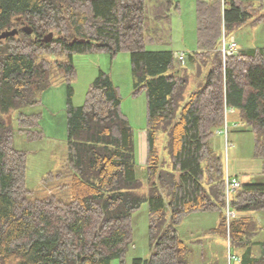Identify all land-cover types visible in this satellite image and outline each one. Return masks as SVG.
Listing matches in <instances>:
<instances>
[{
  "label": "trees",
  "instance_id": "16d2710c",
  "mask_svg": "<svg viewBox=\"0 0 264 264\" xmlns=\"http://www.w3.org/2000/svg\"><path fill=\"white\" fill-rule=\"evenodd\" d=\"M154 2L155 21L169 24L175 1ZM195 6L197 49L185 60L196 63L193 74L188 65L176 66L172 50L145 48L146 0H0V32L19 30L0 39V264H110L116 258L124 264L131 215L144 201L151 254L133 264H188L189 247L177 226L195 212H218L215 230L229 236L230 248H244L240 264H264V242L252 240L257 227L249 214L264 211V182L241 181L227 228L224 164L210 145L233 108L226 122L237 114L254 134L253 156L264 175V47L238 48V55L226 57L220 49L223 35L234 36L247 21L264 22V0H196ZM50 31L52 39L44 42ZM73 38L85 41L70 44ZM96 50L128 51L134 94H146L145 194L135 172L132 128L110 76L99 71L84 103L73 104V53ZM47 54L64 57L55 63L67 80L69 202L31 198L26 151L14 147L8 122L12 117L28 140L41 138L40 115L22 109L39 105L51 83ZM159 133L166 160L156 147Z\"/></svg>",
  "mask_w": 264,
  "mask_h": 264
},
{
  "label": "rangeland",
  "instance_id": "374dc122",
  "mask_svg": "<svg viewBox=\"0 0 264 264\" xmlns=\"http://www.w3.org/2000/svg\"><path fill=\"white\" fill-rule=\"evenodd\" d=\"M174 1L178 8L171 10L170 23L161 24L155 21L151 13L154 0H146L147 10L150 13L145 32L147 50H172L173 53L188 54L197 49L196 0ZM253 8L249 11L256 14ZM233 34L238 48L264 47V22L247 21L236 28ZM43 57L53 61L50 72L51 83L41 93L39 105L22 109L25 113L40 115L39 130L42 136L36 140H28L24 134L18 132L17 125L11 117L10 123H13L14 128L13 142L16 149L26 151V185L32 191L31 198L52 197L69 202L71 196L68 184L71 171L67 165V80L63 71L55 63V60L60 61L64 57L54 54ZM72 60L75 74L70 78V82L73 87L72 101L75 106H81L84 103L86 92L99 71L107 73L117 87L121 99V110L126 115L133 132L135 172L137 178L143 182L139 192L145 194L148 149L147 101L144 91L134 94V78L129 52L125 50L115 54L105 50L74 52ZM175 61L178 67L188 65L191 73L195 74L196 63L191 65L188 61L180 62L176 58ZM164 138L162 133L157 135L156 147L166 160L168 157L164 152ZM253 144L254 134L247 129L246 124L242 123L237 114H230L226 125L224 124L223 128L216 131L210 139L212 149L222 158L225 172L230 175L238 174L247 182H264V175L259 174L262 161L253 156ZM233 166L240 168L238 173L232 170ZM238 176L236 177L240 180ZM252 214L262 227V231L255 240L264 241V211ZM217 218L218 212H195L185 216L178 224L177 232L190 249L188 264H202V261L210 259L217 264H237L233 258L235 249L230 251L226 242H218L209 233H201L205 225L214 222ZM131 222L133 238L127 247L124 264H133L134 259H146L151 254L147 201L133 211ZM227 238L229 240L228 235ZM254 254H259V247H255ZM110 264H120V261L116 258Z\"/></svg>",
  "mask_w": 264,
  "mask_h": 264
},
{
  "label": "built area",
  "instance_id": "2783aa9c",
  "mask_svg": "<svg viewBox=\"0 0 264 264\" xmlns=\"http://www.w3.org/2000/svg\"><path fill=\"white\" fill-rule=\"evenodd\" d=\"M223 57L226 56H235L238 55V45L234 36H230L226 39L225 35L222 37V45L220 47ZM174 58H176L180 62H185L187 54L183 52H174ZM233 108H227L225 111V125H226V114L228 112H233ZM241 184V180H239L235 175H230L225 172L224 176V198H225V217H226V224L227 228L229 227L230 221L232 218L236 216L235 210L231 207L230 201L236 190Z\"/></svg>",
  "mask_w": 264,
  "mask_h": 264
},
{
  "label": "crops",
  "instance_id": "0c3cea01",
  "mask_svg": "<svg viewBox=\"0 0 264 264\" xmlns=\"http://www.w3.org/2000/svg\"><path fill=\"white\" fill-rule=\"evenodd\" d=\"M168 34H169V29H168ZM191 80H192V82H190L191 85H189V86H191V87L188 88L189 90H192V88L195 85V79H194V77ZM238 169H240L238 166H233V168H232V170L235 173H238V171H239ZM239 178H240L241 181H244L243 180V177L242 178L239 177ZM249 214L250 215H253L252 213H249ZM254 220L256 222L257 234L252 238V240L254 242H257V243L258 242H264L263 240H255V237L258 236L260 234V232L262 231V227H261V224L259 223V221L257 219L254 218ZM219 221H220V217H219V214H218V218L215 219L214 222H211L210 224L205 225V227L203 229H201V233L202 232L209 233L218 242H221V243H225L226 242V244L228 245V249H230V251L232 249H235V254H233V258L235 259V261L237 262V264H240V258H241L242 254L244 252V248H240V247L239 248L238 247H232V248H230L228 238L226 236L222 235V234H219L215 230L217 228L218 224H219ZM184 242L186 243V241H184ZM187 246H188V244H187ZM256 246L259 247V245H257V244L252 245V251H251V253H252L253 256H256L257 257L260 254V250H259V254L258 255H255L254 254V250H255V247ZM189 253H190V249H189ZM189 253H188V255H189ZM212 263H213V260H211V259L210 260H206V261H202V264H212Z\"/></svg>",
  "mask_w": 264,
  "mask_h": 264
},
{
  "label": "water",
  "instance_id": "95a60500",
  "mask_svg": "<svg viewBox=\"0 0 264 264\" xmlns=\"http://www.w3.org/2000/svg\"><path fill=\"white\" fill-rule=\"evenodd\" d=\"M22 30L26 31L27 33L31 34L32 33V29L31 28H28V27H23ZM19 33V30L17 28H13V29H10V30H3L0 32V39H5L9 36H14V35H17ZM53 37V33L52 32H49L45 37L42 38V40L44 42H47L49 40H51ZM85 39H79V38H73L69 43L70 44H73L74 42H84ZM11 117L9 116L8 117V122L11 121L10 119ZM179 176V173L176 174V177L178 178Z\"/></svg>",
  "mask_w": 264,
  "mask_h": 264
}]
</instances>
